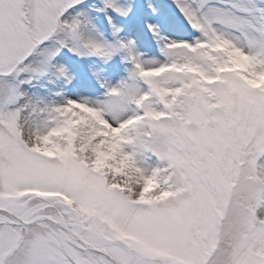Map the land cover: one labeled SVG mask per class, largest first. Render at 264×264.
Masks as SVG:
<instances>
[{
    "label": "snow or ice",
    "instance_id": "snow-or-ice-1",
    "mask_svg": "<svg viewBox=\"0 0 264 264\" xmlns=\"http://www.w3.org/2000/svg\"><path fill=\"white\" fill-rule=\"evenodd\" d=\"M0 264H264V0H0Z\"/></svg>",
    "mask_w": 264,
    "mask_h": 264
}]
</instances>
